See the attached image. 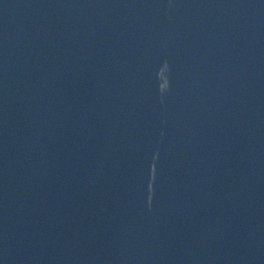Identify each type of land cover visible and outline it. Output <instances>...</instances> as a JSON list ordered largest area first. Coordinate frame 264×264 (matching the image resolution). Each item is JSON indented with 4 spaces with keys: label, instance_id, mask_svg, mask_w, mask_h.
Wrapping results in <instances>:
<instances>
[{
    "label": "water",
    "instance_id": "water-1",
    "mask_svg": "<svg viewBox=\"0 0 264 264\" xmlns=\"http://www.w3.org/2000/svg\"><path fill=\"white\" fill-rule=\"evenodd\" d=\"M0 264H264V0H0Z\"/></svg>",
    "mask_w": 264,
    "mask_h": 264
}]
</instances>
